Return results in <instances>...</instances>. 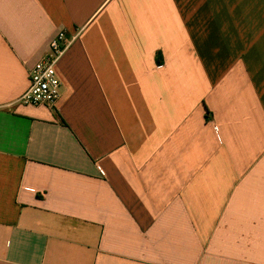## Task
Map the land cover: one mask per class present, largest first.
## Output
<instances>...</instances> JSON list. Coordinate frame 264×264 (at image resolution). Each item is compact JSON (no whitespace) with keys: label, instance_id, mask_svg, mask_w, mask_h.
I'll return each instance as SVG.
<instances>
[{"label":"crops","instance_id":"1","mask_svg":"<svg viewBox=\"0 0 264 264\" xmlns=\"http://www.w3.org/2000/svg\"><path fill=\"white\" fill-rule=\"evenodd\" d=\"M0 264H264V0H0Z\"/></svg>","mask_w":264,"mask_h":264},{"label":"built area","instance_id":"2","mask_svg":"<svg viewBox=\"0 0 264 264\" xmlns=\"http://www.w3.org/2000/svg\"><path fill=\"white\" fill-rule=\"evenodd\" d=\"M77 38L70 37L64 30H59L51 39L47 53L37 61L28 72V87L17 100L25 106L53 108L60 96V80L56 65L63 53ZM102 175V171H99Z\"/></svg>","mask_w":264,"mask_h":264}]
</instances>
